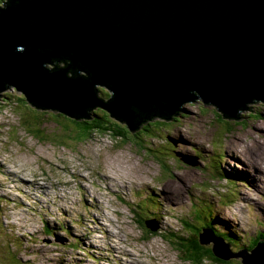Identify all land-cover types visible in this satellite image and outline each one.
I'll use <instances>...</instances> for the list:
<instances>
[{
	"label": "rangeland",
	"instance_id": "rangeland-1",
	"mask_svg": "<svg viewBox=\"0 0 264 264\" xmlns=\"http://www.w3.org/2000/svg\"><path fill=\"white\" fill-rule=\"evenodd\" d=\"M18 98L23 94L15 89L0 92V264H194L172 244L188 242V224L181 225H196V211L204 207L215 210L212 217L222 230L264 233V101L246 103L237 118H229L213 105L186 100L181 114L148 137L134 130L136 137L124 141L100 130L75 141L78 129L66 119L74 117L36 111ZM220 119L244 122L225 132ZM41 122L38 139L28 130ZM175 152L196 164L180 161ZM224 171L237 187L217 178ZM58 191L65 194L55 205ZM156 197L163 212L150 216L155 218L150 235L137 227L135 212L138 202L143 211L159 208ZM45 222L50 235L42 229ZM107 231L117 237L114 247L130 257L120 260L119 250H109ZM199 234L211 235L205 228ZM236 239L242 243L241 235ZM250 240L246 235L244 242ZM12 241L18 249L13 262ZM197 264L219 263L208 257Z\"/></svg>",
	"mask_w": 264,
	"mask_h": 264
},
{
	"label": "water",
	"instance_id": "water-1",
	"mask_svg": "<svg viewBox=\"0 0 264 264\" xmlns=\"http://www.w3.org/2000/svg\"><path fill=\"white\" fill-rule=\"evenodd\" d=\"M5 2L0 92L15 89L38 107L72 117L103 109L130 126L134 108L173 118L195 99L237 118L264 101V0ZM61 60L69 65L59 69ZM199 244L219 264H264L261 241L249 252L224 250L212 235L199 234Z\"/></svg>",
	"mask_w": 264,
	"mask_h": 264
},
{
	"label": "trees",
	"instance_id": "trees-1",
	"mask_svg": "<svg viewBox=\"0 0 264 264\" xmlns=\"http://www.w3.org/2000/svg\"><path fill=\"white\" fill-rule=\"evenodd\" d=\"M60 63L63 64V67H66L67 65H69V62L64 61V60L57 61L54 64L59 66ZM77 71H78V74L76 73L75 75L78 76L80 74L79 71L81 70L78 69ZM72 77H73V74L71 75L70 78ZM95 92H97L96 95L105 103H108L110 101L111 99L110 94L107 93L106 90L104 89L101 91L96 90ZM17 100L21 102V105L27 104L28 106H31V107L33 106V108L36 111L40 109L37 107L35 103L33 102L28 103L27 99L18 98ZM102 111L107 113V111L103 109H96L95 111H92V109H89V110H85L82 115L74 114V119H70L66 117V119H68V121H70L73 125H75L76 129H78L77 132H75L74 137H73L75 141L87 140L92 134L99 132L100 130H101V134H109L115 139L119 138L124 141L127 139H132V137H136L134 135H131V132H133L134 130H138L137 136L140 135V132H141V134L146 133L144 137H148L149 134H152L151 131L153 130V128H159L160 126H164L167 123L165 121L171 119V115L166 114L163 111L159 109H155L150 106L147 107L144 111H140L134 108L133 111L130 112L132 116V120L130 122L131 127H130L125 123V121H121L119 119L118 120L114 119L116 120V122L112 121L111 119H105L106 115ZM41 116L42 117L49 116L50 118H54V115L52 114L42 113ZM70 117L72 116L70 115ZM251 117H253V115H251ZM80 118H83V120H81ZM240 122H244V121L237 120V121L231 122V124L234 125L235 123H240ZM26 123H28L27 120H26ZM120 123L123 126H121ZM220 123L222 124V127H225L227 129L225 132H230L231 130L230 122L220 119ZM42 124L43 123L41 122L39 126H37L36 128H33L31 130L27 129V130L34 137L39 139L41 138V136H39V133L41 131ZM57 125L63 129L60 123H58ZM140 142H141V139H140ZM236 185L237 184L232 185V186L237 187ZM232 202H233V199L229 203H232ZM138 213L139 215H141L143 219H136L135 220L136 224L141 230H144L147 234L151 235L152 232H149L148 230H146L145 225H144V221L148 218L147 217L148 210L147 211L139 210ZM211 214L212 213L210 212V208L198 209L195 214L196 215L195 221L197 222L196 225H193L190 222L183 223L181 225V228H184L185 225L188 224L187 226L189 227L190 231L188 230H184V231L188 234L191 233L192 238L189 239V235L187 234L185 236V239L188 240L186 244L182 246L180 242L177 243V245L172 244V243L171 244L174 245L175 248H177L184 254L185 260H189V261H192L194 264H197L204 258L212 257L211 248L201 246L196 238L197 237L196 235L199 234L200 229L203 227L206 229H209L216 237L222 238L224 243H227L229 245L230 250H233L235 252H238L239 250H241L240 248H243L242 250H245L246 252L252 251L253 247L256 245L258 240L260 238L264 239V233L261 232L262 233L261 235H257L254 239L251 238L250 242H248L247 244L245 242L241 243L239 242V239H236V237L233 236L234 234L232 232L230 231L228 232V231H224L220 229L218 224L216 223V219H214ZM44 231L45 233H48L49 229L47 225L44 226ZM2 246H6V244L3 243ZM8 249H9L8 253L12 257L11 261L13 262V259H16V253L14 251L18 253V249L17 250L15 249L13 241L12 243L8 245ZM222 264H230V262L225 261Z\"/></svg>",
	"mask_w": 264,
	"mask_h": 264
},
{
	"label": "clouds",
	"instance_id": "clouds-1",
	"mask_svg": "<svg viewBox=\"0 0 264 264\" xmlns=\"http://www.w3.org/2000/svg\"><path fill=\"white\" fill-rule=\"evenodd\" d=\"M6 3V2H5ZM5 3H3V4H5ZM47 69H49V68H47ZM59 69H63V65L60 67L59 66ZM82 77L83 78H85V74H82ZM96 90H99V89H96ZM101 90H103V89H100L99 91H101ZM104 90H106V89H104ZM23 94V93H22ZM38 107V106H37ZM215 107V106H214ZM38 108H40V107H38ZM41 109H43V108H41ZM107 113H109V112H107ZM110 114V113H109ZM222 114V113H221ZM111 115V114H110ZM223 115V114H222ZM68 116V115H67ZM224 116V115H223ZM113 116L111 115V118H112ZM238 117V116H237ZM113 118H115V117H113ZM116 119V118H115ZM118 120V119H117ZM176 153V155L179 157V159H180V161H182V162H184V163H186V164H189V165H195L196 163L193 161V160H190V159H188V158H186V157H184L182 154H180L179 152H175ZM178 153V154H177ZM184 160H186V161H190L191 163H187V162H185ZM218 168V166L216 165L215 166V170H218L217 168ZM218 174V179H220V180H225L224 182L226 183V184H229L230 186H232L233 184H231V183H233V182H231L230 180H226L225 178H224V176L225 177H227V176H230L227 172H222V173H217ZM237 183H239V182H237ZM240 184H243V183H240ZM233 187V186H232ZM235 190V189H234ZM147 192V191H146ZM148 193V192H147ZM148 194H150V195H153L152 193H148ZM154 196V195H153ZM156 199H157V197H156ZM156 202H157V207H161L160 205H159V200L157 199L156 200ZM138 206H139V210H142V208L140 207V204H139V202H138V204H137ZM227 205H230V203H227ZM204 208H206V207H204ZM139 210L136 212V213H138L139 212ZM0 212H1V210H0ZM210 212L212 213V214H214V212H215V210L214 209H212V208H210ZM153 213H157V212H155V211H148V219H146L145 221H144V225H145V229L146 230H148L149 232H152V231H150V229H148L147 228V226H146V224H151V223H155V218L154 217H150ZM137 216V219H143L142 217H141V215H139V213H138V215H136ZM196 216V215H195ZM160 218H161V215H160ZM65 219V218H64ZM146 221H148L149 223H147ZM71 222V221H70ZM74 222V221H73ZM72 222V223H73ZM46 225H47V223H46ZM137 225V224H136ZM48 226V225H47ZM137 227H138V225H137ZM62 228V227H61ZM139 228V227H138ZM204 228V227H203ZM220 228V227H219ZM42 229L44 230V226L42 227ZM48 229H49V227H48ZM140 229V228H139ZM206 229V228H205ZM141 230V229H140ZM212 236H214L216 239H219V240H221L223 243H224V241H223V239L222 238H219V237H216L209 229H206ZM240 230L242 231V233L243 234H240V233H238V229L236 230V231H230V232H232L234 235L233 236H235L236 237V235H241V237H242V243H244V240H245V238H246V235L247 234H245V232L242 230V228L240 227ZM244 230H246V229H244ZM64 231H66V230H64ZM224 231H226V230H224ZM49 233H52V231L49 229V231H48V233H46L47 235H50ZM257 236V235H256ZM255 236V237H256ZM255 237H252L251 236V238L252 239H254ZM197 238V237H196ZM197 240H198V242H199V238H197ZM238 241V240H237ZM259 241H261V243L262 242H264V239H259L258 240V242ZM240 242V241H239ZM257 242V243H258ZM256 243V244H257ZM171 244V243H170ZM226 244V250L227 249H230V247H229V245L227 244V243H225ZM98 258H100V257H98ZM220 264H222V263H220Z\"/></svg>",
	"mask_w": 264,
	"mask_h": 264
},
{
	"label": "bare ground",
	"instance_id": "bare-ground-1",
	"mask_svg": "<svg viewBox=\"0 0 264 264\" xmlns=\"http://www.w3.org/2000/svg\"><path fill=\"white\" fill-rule=\"evenodd\" d=\"M43 110V109H42ZM1 164V163H0ZM81 178V177H80ZM106 181H107V178L105 179ZM113 181V180H111V179H108V181ZM21 183L22 184H24V185H26V183L22 180L21 181ZM109 183V182H108ZM27 184H32V183H30V182H27ZM109 185V184H108ZM29 186H32V185H29ZM37 190H35V195L37 194ZM65 193L64 192H62V191H58V192H56L54 195H53V197H54V204L55 205H57V202H58V198L60 197V196H63ZM156 194V196L157 197H160V198H162L161 197V195L160 194H158V193H155ZM152 207H153V204H152ZM91 209H93V207H91ZM153 209H154V211L155 212H157V213H162L163 211H161L160 210V208H156L155 206L153 207ZM212 215V214H211ZM46 225V222L45 223H43V225H42V227L43 226H45ZM108 235V236H107ZM107 235H106V237H105V240H106V242L107 243H109V244H112L113 242H115V241H117V237L115 236V235H113V234H111L109 231H107ZM114 238H116V239H114ZM110 240V241H109ZM13 243H14V241H13ZM106 247H108L104 242H102ZM109 248V247H108ZM110 249H112V250H119L120 248H118L117 246H115L114 247V244H112V246H110V248H109V250ZM124 250H122V252H120V250H119V253L120 254H122V257H118L120 260H122V259H124V257H130L129 256V254L128 255H126L125 256V254H124ZM131 263V262H130ZM130 263H127V262H123L122 264H130Z\"/></svg>",
	"mask_w": 264,
	"mask_h": 264
}]
</instances>
